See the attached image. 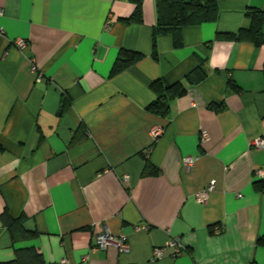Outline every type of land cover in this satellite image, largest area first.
Masks as SVG:
<instances>
[{"label":"crops","instance_id":"0c3cea01","mask_svg":"<svg viewBox=\"0 0 264 264\" xmlns=\"http://www.w3.org/2000/svg\"><path fill=\"white\" fill-rule=\"evenodd\" d=\"M219 5L180 46L161 35L155 58L157 0L130 24L131 0H0V216L39 232L14 243L0 218V261L34 246L45 264H264V147L252 144L264 139V42L218 37L250 28L264 0ZM122 48L144 57L111 75ZM202 63L207 77L169 118L147 110L155 80L183 81ZM142 152L160 175H143ZM105 229L129 250L93 249ZM177 236V257L154 258Z\"/></svg>","mask_w":264,"mask_h":264},{"label":"trees","instance_id":"16d2710c","mask_svg":"<svg viewBox=\"0 0 264 264\" xmlns=\"http://www.w3.org/2000/svg\"><path fill=\"white\" fill-rule=\"evenodd\" d=\"M135 4L133 13L121 20L127 24L143 21V2L144 0H131ZM157 23L153 33V56L158 57L157 42L158 38L164 34H170L174 38L176 46L181 45V31L184 27L198 25L205 22L216 21L220 14L219 0H157ZM251 18V26L248 29H241L237 33L218 34L220 38L236 39L242 41H251L255 44L264 42V11L256 9L248 13ZM144 55L138 51L122 48L113 65L111 75L131 67ZM207 72L203 63L183 81L169 83L163 78L155 80L151 84L156 98L147 106V110L153 114L169 118L172 113V104L174 100L183 96L187 92L189 84H198L205 80ZM216 110L223 109V106H215ZM154 145V144H153ZM152 147V146H151ZM145 157L144 176L160 175L161 170L154 165L148 156V153H141ZM255 188L264 192V181L254 182ZM3 224L8 228L13 242L25 241L36 238L39 235L37 230H31L25 227L24 215L17 217L11 216L8 212H3L0 216ZM257 244L264 245V235L258 237ZM0 264H45L43 256L34 246L19 247L15 251V257L12 260L0 261Z\"/></svg>","mask_w":264,"mask_h":264},{"label":"built area","instance_id":"2783aa9c","mask_svg":"<svg viewBox=\"0 0 264 264\" xmlns=\"http://www.w3.org/2000/svg\"><path fill=\"white\" fill-rule=\"evenodd\" d=\"M16 45L21 48L25 49L28 45V41L25 39H17ZM163 133V128L161 127H155L153 130V134L155 138H158ZM203 138H207L208 134L207 132H204L202 135ZM252 144L255 147L263 148L264 147V139L263 138H256L252 141ZM185 165L186 167H189L193 162V157H186L185 158ZM127 176H125L124 179H126ZM215 186V181H212L208 188L206 190L200 191L197 193V198L200 201H206L208 199L209 191L212 190ZM145 228V226H142ZM116 245L118 248H120L122 251H128L129 250V243L127 240V236L124 234L121 235H114L112 232H110L108 229H105L103 231H99L95 233L94 235V244L92 245L93 249H106L110 245ZM173 248V257H177L184 248L183 242L181 240L180 236L172 237L170 240L164 245L163 247H156L154 249V258H161L167 248Z\"/></svg>","mask_w":264,"mask_h":264}]
</instances>
